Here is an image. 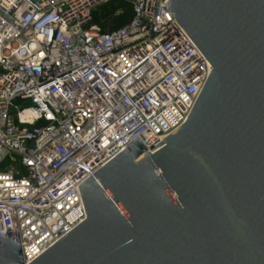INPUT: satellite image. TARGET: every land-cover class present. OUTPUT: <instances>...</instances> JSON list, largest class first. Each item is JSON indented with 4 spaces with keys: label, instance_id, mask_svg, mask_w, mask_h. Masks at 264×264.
<instances>
[{
    "label": "built area",
    "instance_id": "1",
    "mask_svg": "<svg viewBox=\"0 0 264 264\" xmlns=\"http://www.w3.org/2000/svg\"><path fill=\"white\" fill-rule=\"evenodd\" d=\"M110 3L133 14L104 31ZM211 71L170 0H0V236L25 264L87 218L80 184L188 120Z\"/></svg>",
    "mask_w": 264,
    "mask_h": 264
},
{
    "label": "water",
    "instance_id": "2",
    "mask_svg": "<svg viewBox=\"0 0 264 264\" xmlns=\"http://www.w3.org/2000/svg\"><path fill=\"white\" fill-rule=\"evenodd\" d=\"M170 8L212 65L188 120L80 184L87 218L30 264H264V0ZM0 264H25L10 228Z\"/></svg>",
    "mask_w": 264,
    "mask_h": 264
},
{
    "label": "trees",
    "instance_id": "3",
    "mask_svg": "<svg viewBox=\"0 0 264 264\" xmlns=\"http://www.w3.org/2000/svg\"><path fill=\"white\" fill-rule=\"evenodd\" d=\"M123 8L121 14L115 12ZM132 8L125 4H107L96 13V21L100 23L104 31H111L126 24L132 17Z\"/></svg>",
    "mask_w": 264,
    "mask_h": 264
}]
</instances>
